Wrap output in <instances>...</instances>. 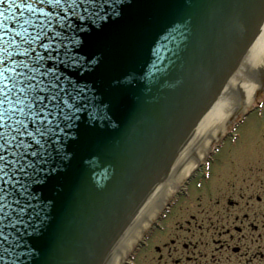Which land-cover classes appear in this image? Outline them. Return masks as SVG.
I'll return each instance as SVG.
<instances>
[{
    "label": "water",
    "instance_id": "1",
    "mask_svg": "<svg viewBox=\"0 0 264 264\" xmlns=\"http://www.w3.org/2000/svg\"><path fill=\"white\" fill-rule=\"evenodd\" d=\"M72 24L55 61L67 118L41 142L19 200L5 194L0 264H94L112 253L183 129L264 61V0H79ZM262 92L264 77L251 100Z\"/></svg>",
    "mask_w": 264,
    "mask_h": 264
},
{
    "label": "snow or ice",
    "instance_id": "2",
    "mask_svg": "<svg viewBox=\"0 0 264 264\" xmlns=\"http://www.w3.org/2000/svg\"><path fill=\"white\" fill-rule=\"evenodd\" d=\"M78 3L0 0L9 13L0 10V209L10 207L5 194L19 200L16 189L30 177L41 142L47 143L67 118L69 92L55 63L67 53L57 38L61 33L67 38ZM47 5L54 6L55 15L45 12Z\"/></svg>",
    "mask_w": 264,
    "mask_h": 264
},
{
    "label": "flooded vegetation",
    "instance_id": "3",
    "mask_svg": "<svg viewBox=\"0 0 264 264\" xmlns=\"http://www.w3.org/2000/svg\"><path fill=\"white\" fill-rule=\"evenodd\" d=\"M243 160L230 164L223 187L205 189L212 198L201 195L180 207L173 230L165 229L170 209L188 189L177 192L137 249L149 251L146 264H264V155Z\"/></svg>",
    "mask_w": 264,
    "mask_h": 264
},
{
    "label": "rangeland",
    "instance_id": "4",
    "mask_svg": "<svg viewBox=\"0 0 264 264\" xmlns=\"http://www.w3.org/2000/svg\"><path fill=\"white\" fill-rule=\"evenodd\" d=\"M263 69L264 61L224 88L191 120L176 138L173 143L174 146L172 145L173 148L169 149L168 153L172 157V160L176 158V156L179 157L180 153L182 154L181 156H186L185 159H187L207 135L214 133L220 128L219 125L223 120L230 118L240 106L243 107V112L233 120L229 121L228 119L224 134L210 145L206 156L196 165L192 173L180 183L167 199L170 202L177 192L188 189V194L181 195L174 208L172 210L170 209L171 215L164 222L166 224L164 226L168 225L165 229L170 227V229L173 230L175 222L179 220L178 211L180 207L188 205L189 203H197V198L201 195H204L203 197L206 199L212 198V196L208 195V191L210 190L205 189H211V187L216 186L217 183L223 187L224 182L229 178L231 165L243 163V158L247 156L264 155V92L255 96L252 100L250 98V104L243 106V104L247 102V93L251 90L253 91V88L256 87H254L256 81L264 77ZM254 92L255 90L253 93ZM203 172H205L207 178L206 181L204 179L200 181L203 189L197 190L199 188L196 187V184L197 181L203 177ZM155 183L158 185V180H156ZM150 191L151 190H148L144 196L139 197L138 205L140 208L135 215L137 216L136 221L133 219L130 220L124 232L119 237L111 255L119 253L120 251L123 252V250L125 251L127 244L134 237L138 230V221L147 215L146 211L151 207L145 205V200L149 196ZM153 193L154 190L152 191V194ZM157 213L156 220L160 217L161 211ZM148 231L149 230L142 232V236L147 235ZM161 235L162 238L165 236V233ZM134 249L135 245L132 246L128 253L129 256L126 259L127 263L146 264L149 251L142 250L137 252L136 249ZM136 253H138L139 256H135ZM133 256L134 258L136 257L135 260L131 259Z\"/></svg>",
    "mask_w": 264,
    "mask_h": 264
},
{
    "label": "bare ground",
    "instance_id": "5",
    "mask_svg": "<svg viewBox=\"0 0 264 264\" xmlns=\"http://www.w3.org/2000/svg\"><path fill=\"white\" fill-rule=\"evenodd\" d=\"M255 86L258 87V81H256L254 87ZM256 88H253V91L256 90ZM253 91L251 90L247 93L246 100L249 99V102L248 101L245 102L246 103V104L244 103L245 106L250 104V97ZM228 119L229 118H226L220 123L219 125L220 128L217 129V131L207 135L206 138L199 143L197 149L194 150L192 154L188 156L187 159H185L186 156H181L182 154L180 153L179 157L176 156V158L171 160L172 163L169 166L163 168L162 171H160L156 176V180H158V185L155 182L153 183L150 182L149 184L148 183L146 184L145 193L148 190H151L149 192V196L145 200L146 201L145 205L151 206L146 211L147 215L144 216L146 218V223L147 222L149 223V220L154 218V216L156 215L155 213L162 207L165 199L169 197L176 190V188L180 185V183L192 173V171L196 168V165L200 163V161H202V159L208 153L210 145L213 142L217 141V139L224 134L228 123ZM153 190H154L153 193L154 195L152 194ZM146 223L143 226L144 228L148 226V223L147 224ZM142 229L143 228L140 227L139 231L127 244V248L125 251L119 252L118 254H114V255H111V253H109L107 256L95 261L94 264H122L125 261L126 256L128 255V251H130L131 247L139 239Z\"/></svg>",
    "mask_w": 264,
    "mask_h": 264
}]
</instances>
